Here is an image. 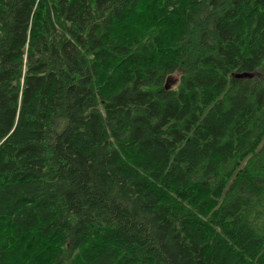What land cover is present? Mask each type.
<instances>
[{
  "label": "trees",
  "instance_id": "1",
  "mask_svg": "<svg viewBox=\"0 0 264 264\" xmlns=\"http://www.w3.org/2000/svg\"><path fill=\"white\" fill-rule=\"evenodd\" d=\"M0 264H264V0H0Z\"/></svg>",
  "mask_w": 264,
  "mask_h": 264
},
{
  "label": "rangeland",
  "instance_id": "2",
  "mask_svg": "<svg viewBox=\"0 0 264 264\" xmlns=\"http://www.w3.org/2000/svg\"><path fill=\"white\" fill-rule=\"evenodd\" d=\"M254 75H256V74H247V75H245V77H246V78H251V77H253ZM178 77H179V74H177V75L174 76L175 79H178ZM170 82H171V79H169V80L167 81V84L170 83Z\"/></svg>",
  "mask_w": 264,
  "mask_h": 264
},
{
  "label": "water",
  "instance_id": "3",
  "mask_svg": "<svg viewBox=\"0 0 264 264\" xmlns=\"http://www.w3.org/2000/svg\"><path fill=\"white\" fill-rule=\"evenodd\" d=\"M172 86L168 83V84H166V88L167 89H169V88H171Z\"/></svg>",
  "mask_w": 264,
  "mask_h": 264
}]
</instances>
